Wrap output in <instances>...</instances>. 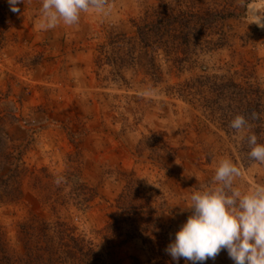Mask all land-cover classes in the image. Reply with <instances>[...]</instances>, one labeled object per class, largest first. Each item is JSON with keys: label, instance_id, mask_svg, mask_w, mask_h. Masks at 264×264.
<instances>
[{"label": "rangeland", "instance_id": "374dc122", "mask_svg": "<svg viewBox=\"0 0 264 264\" xmlns=\"http://www.w3.org/2000/svg\"><path fill=\"white\" fill-rule=\"evenodd\" d=\"M157 1L107 0L105 13H82L77 25L45 31L38 28L41 0H23L0 51L2 108L13 110L19 120L8 128L9 138L25 150L28 169L46 168L39 182L43 188L53 192L63 180L53 176L72 172L95 189L87 212L61 210L58 216L90 240L107 264L146 263L151 247L135 236L141 227L142 232L164 229L165 236L152 246L160 264H192L173 260L166 248L191 214L184 209L191 194L214 186L219 160L230 159L240 168L234 186L242 191L264 184V164L243 167L246 153L236 151L245 133L218 122L232 104L197 106L192 96L179 97L171 88L181 84L183 94L185 82L203 71L250 84L264 96V28L249 23L252 12L264 15V0H170L176 11L218 12V17L189 23L205 30L191 39L198 46L195 61L180 74L169 73L164 60L156 62L164 73L159 85L127 66L97 68L96 48L106 33L133 36V22ZM258 126L254 123L253 130ZM260 129L264 138V124ZM32 184L25 180L21 202L0 204V228L17 255L18 224L30 214L54 217L37 201ZM64 184L61 194H70L72 183ZM140 203L148 209L136 216ZM125 204L130 214L119 217ZM202 264L235 262L221 250Z\"/></svg>", "mask_w": 264, "mask_h": 264}, {"label": "trees", "instance_id": "16d2710c", "mask_svg": "<svg viewBox=\"0 0 264 264\" xmlns=\"http://www.w3.org/2000/svg\"><path fill=\"white\" fill-rule=\"evenodd\" d=\"M217 13L176 11L170 0H158L157 4L148 8L138 21L133 22L135 29L133 36L106 33L102 43L97 45L95 64L97 68L103 66L117 69L121 66L134 68L135 72H141L148 82L159 85L163 81L164 73L160 64L157 65L156 62L164 60L168 63L169 73L180 74L186 70L188 65L194 63L195 51L198 48L191 44V39L205 31H201V22H206L208 18H217ZM14 16L15 13L10 10L8 0H0V51L6 45L9 22ZM191 21L199 22V29L190 26ZM185 83L188 85H184L187 87L183 94L181 84L171 88L176 87L175 93L179 97L192 96L191 104L197 106H201L203 101L212 105L222 102L231 103L232 105L227 106L223 115L218 118L219 124L227 126L229 131H234L229 126L230 121L235 116L242 115L250 126L245 130L247 134H255L257 143L264 144V138L260 137V130L262 133L260 127L262 128L264 124L260 121V118L263 120L264 96L256 92L250 84L243 86L241 83L225 80L215 74L209 75L203 71ZM170 93L174 94V91ZM3 99L5 97H0V204L21 202L24 197V182L29 179L34 182L31 188L37 195V201L42 207L48 208L54 217L44 219L30 214L18 224L17 241L21 246L20 255L12 251L5 233L0 228V264H107L96 252V247L90 240L77 235L76 228L58 216L61 210L75 209L79 214L87 212L97 196L95 189L83 182L78 174L72 172L54 175L53 178L49 175L48 178L52 180L59 178L63 180L53 192L43 188L42 175L46 177V168L32 170L26 167L25 150L21 145L16 144L14 139H10L8 133V128L19 120L13 110L2 108ZM254 106L259 109L257 112ZM254 112L259 115L256 119L253 118ZM254 123L259 124L256 131L253 130ZM243 140L236 151L246 153L242 162V166L245 167L257 162L248 156L250 145L247 137ZM66 181L72 183L73 190L70 194H61L64 189V192L66 191V188L60 189ZM65 207L67 208L64 209ZM143 208L147 210L148 206L140 203L136 216L146 215L145 212L143 213ZM150 213L155 219L159 216L155 208L151 209ZM128 214L130 209L125 204L121 207L118 216ZM112 219H115V215ZM146 219L148 220L147 217ZM146 219L144 223L147 222ZM142 229L143 227L136 229L140 234L135 236H138L144 246L151 247L148 249L151 257H148L146 263L134 264H160L157 250L152 246H156L158 239L165 236L164 229L152 228L153 232L147 229L142 232Z\"/></svg>", "mask_w": 264, "mask_h": 264}, {"label": "clouds", "instance_id": "9594fccd", "mask_svg": "<svg viewBox=\"0 0 264 264\" xmlns=\"http://www.w3.org/2000/svg\"><path fill=\"white\" fill-rule=\"evenodd\" d=\"M23 0H8L10 10L19 12ZM107 0H41L38 28L50 30L63 24L77 25L82 13H105ZM249 23L264 28V15L252 12ZM253 118L258 114L253 113ZM229 126L245 133L250 145V159L264 164V144L255 134H247L248 121L235 116ZM241 170L230 159H221L215 166L214 186L194 191L185 210L191 214L175 233L166 252L173 260L183 258L192 264L215 259L226 250L235 264H264V184L249 191L234 186ZM158 188V187H157Z\"/></svg>", "mask_w": 264, "mask_h": 264}]
</instances>
